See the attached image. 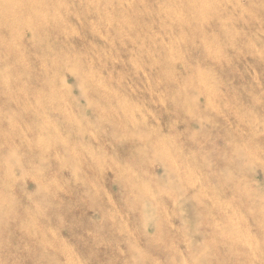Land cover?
Masks as SVG:
<instances>
[{
    "label": "rangeland",
    "instance_id": "374dc122",
    "mask_svg": "<svg viewBox=\"0 0 264 264\" xmlns=\"http://www.w3.org/2000/svg\"><path fill=\"white\" fill-rule=\"evenodd\" d=\"M212 9L0 0V264H264V60Z\"/></svg>",
    "mask_w": 264,
    "mask_h": 264
},
{
    "label": "bare ground",
    "instance_id": "6f19581e",
    "mask_svg": "<svg viewBox=\"0 0 264 264\" xmlns=\"http://www.w3.org/2000/svg\"><path fill=\"white\" fill-rule=\"evenodd\" d=\"M213 0L211 19L214 22L213 33L218 46L226 53L235 50V59L230 64H238L239 59L248 63H260L264 60V35L257 36L259 31L264 32V0ZM249 3V4H248ZM222 51H218L217 61L222 62ZM239 58H238V57ZM261 64V63H260ZM264 67V63L262 64ZM8 70L2 69L1 71ZM6 83V80L0 79ZM52 122L57 127L55 116ZM254 124V123H253ZM53 127V135H55Z\"/></svg>",
    "mask_w": 264,
    "mask_h": 264
},
{
    "label": "crops",
    "instance_id": "0c3cea01",
    "mask_svg": "<svg viewBox=\"0 0 264 264\" xmlns=\"http://www.w3.org/2000/svg\"><path fill=\"white\" fill-rule=\"evenodd\" d=\"M35 118L34 120H38L39 117H40V113H35ZM3 127H5L6 129V132H7V138L9 139V143H6L5 139H4V144L6 145V147H12V148H17L18 149V144H19V136H22V135H26V132H25V129L23 127H20V126H17V128H14V126L11 124V122L7 124L4 122V125H2ZM18 130V131H17ZM5 136V134H4ZM11 138H15V140L11 139ZM4 147L3 149V154L0 155V159L1 157L6 153V150L7 148Z\"/></svg>",
    "mask_w": 264,
    "mask_h": 264
}]
</instances>
